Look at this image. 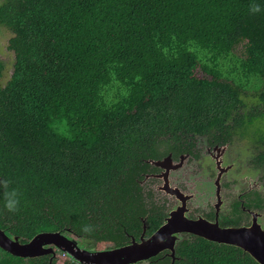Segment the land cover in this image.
<instances>
[{"label": "trees", "instance_id": "trees-1", "mask_svg": "<svg viewBox=\"0 0 264 264\" xmlns=\"http://www.w3.org/2000/svg\"><path fill=\"white\" fill-rule=\"evenodd\" d=\"M0 27L14 52L6 84L0 59V228L10 235L62 231L93 250L149 237L172 206L153 161L194 153L197 135L213 146L251 133L264 172V0H4ZM253 202L264 209L258 193ZM241 214L237 201L220 223H248ZM149 261L259 264L192 233L174 258ZM0 264L78 262L0 247Z\"/></svg>", "mask_w": 264, "mask_h": 264}, {"label": "water", "instance_id": "water-1", "mask_svg": "<svg viewBox=\"0 0 264 264\" xmlns=\"http://www.w3.org/2000/svg\"><path fill=\"white\" fill-rule=\"evenodd\" d=\"M183 157L182 155L181 158ZM167 162H171V156L153 161L165 169L159 175L165 179L161 188L168 194L176 196L182 205L171 209L164 223L149 237H145L143 233L140 240L133 238L126 245L93 250L84 247L75 236L62 231L40 232L23 242L19 236L10 235L0 228V247L20 257L55 254L57 248L81 264H133L149 260L165 250H169L174 258L177 242L182 239L180 234L192 233L214 242L237 246L249 253L259 264H264V226L260 214L252 212L251 224L242 226H223L219 218L209 220L204 216L197 218L188 216L189 197L179 188H171L168 184L170 166Z\"/></svg>", "mask_w": 264, "mask_h": 264}, {"label": "rangeland", "instance_id": "rangeland-1", "mask_svg": "<svg viewBox=\"0 0 264 264\" xmlns=\"http://www.w3.org/2000/svg\"><path fill=\"white\" fill-rule=\"evenodd\" d=\"M3 1L4 0H0V4ZM11 36L12 32L6 31L4 28L0 27V59H2L6 64L2 78L3 84H6L13 71L12 64L14 63V52L8 49V43ZM197 74L199 76L203 75L200 69L197 70ZM251 93H253V91ZM256 101V98L251 95V98H249V104L251 107L256 103ZM242 143L243 141L241 138L236 139L234 144H232V148L230 149L231 156L224 159L222 157L221 159L218 155H215V161H213L211 157H209V153L205 152L200 159L195 160V158L192 156L190 158L184 156L178 162L174 161L168 163L169 165L171 164L168 174V184L171 188H179L181 192L186 193L189 197L187 200L188 216L192 218L203 216H194L192 213L193 209H195L194 207L199 206V211H206L208 207H205V205L214 203L215 201V207L219 206L223 209L228 208V202L225 195L228 193L230 195H236L243 192V190H245V188L248 186L245 183V178L249 183H252L253 186L259 185L258 171L255 170L254 167L246 168L247 160L253 158L258 151L255 152L253 149L255 147H253L250 149V154H244L245 152L241 153L242 159H240V156H238V151L242 150ZM202 147L205 151L206 145ZM245 151H248V148H246ZM219 152L222 153L220 150ZM239 160L242 163V170H238L237 168ZM159 175H156V177L159 178L160 183L156 186H158L157 188L161 190L163 194L167 195L170 200H172V206L170 210L177 205H182L181 201L176 196L168 194L166 190L161 188L162 185H164L165 179L164 176ZM182 180H185L190 185L189 190H182L180 187ZM225 182L228 185L225 184ZM258 187H261V184ZM261 222L264 226L263 216L261 217ZM180 236L183 237V233H181ZM56 252L57 251H55V253ZM58 253H60V256L65 257L64 251L59 249ZM133 264H149V260H143Z\"/></svg>", "mask_w": 264, "mask_h": 264}, {"label": "flooded vegetation", "instance_id": "flooded-vegetation-1", "mask_svg": "<svg viewBox=\"0 0 264 264\" xmlns=\"http://www.w3.org/2000/svg\"><path fill=\"white\" fill-rule=\"evenodd\" d=\"M238 138H241V140L243 141V143H242V150L243 151L242 150L238 151V156H240V159H242L241 153L245 152L244 154H246V153L250 154V149L253 148V147H255V148H253L255 150V152L258 151V147L254 146V141L252 139L251 133H247L244 136L237 134V135L234 136L233 142L222 144V145L216 144V145H213V146H211L208 143V140H207V138L205 136L197 135L196 140H195V148L193 149L194 153L181 154L178 159H175L171 155H169V156H171V159H172L171 162H174V161L178 162L179 160H181V156L182 155L183 156H187V158H190L192 156L196 160V159H200L201 156H203V154L205 152H208L209 153L208 154L209 157H211V159L213 161H215V155H218L219 158L222 157L224 159V158H227V157L231 156L230 149L232 148V144H234V142ZM205 139H206V141H205ZM204 145H206V150L205 151L203 150V147H202ZM246 148H248V151H245ZM219 150L222 151V153H220ZM255 156L253 158L247 160L246 168H249V167L253 168L254 167L255 170L258 171V181H259V185L258 186H260V184H261V187L253 186L252 183H249L248 180L245 178V183L248 186L245 188V190H243V192H241L239 194H236V195L235 194L234 195L233 194L230 195L229 193L225 195V197L227 199V202H228V208L223 209V208H221L219 206L215 207V202H216L215 201L214 203H210V204H206L205 205V207H208V209L206 211H202L201 212L198 209L199 206H195L194 207L195 209H193V211H192L193 215L196 216V217L198 215H203L204 217H206L209 220H215L216 218H219V221H220L221 217L223 216V214L225 215V214H227V211H229V212L232 211L233 206L237 205V201H239L240 208H241V211H242V214H241L242 215V220L243 221L248 220V223L243 222L240 225H230V226L250 225L251 221H252V212H257V213H259L261 215V217L263 216V218H264V209H259V208L256 209V208L252 207L253 203H254L253 199H254V197L256 196L257 193L264 200V172L262 171V168L259 165V160L257 158L255 159ZM167 164H168V162H167ZM170 165L168 164V166H170ZM237 165H238L237 166L238 170H242L243 169L242 168V163H241L240 160H239ZM163 170H165V169H162L160 167V171L158 173L152 174V175L153 176L159 175L160 173H162ZM152 175H147V177H150ZM162 182H163V180H162ZM225 184H227V183L225 182ZM180 187L182 188V190L183 189H188V190L190 189V185L185 180H182V184H181ZM226 187H225V189H226ZM246 203H248L250 206H247ZM211 213H213V218H208L207 216H205V214H211ZM261 217H260V220H261ZM24 242H26V241H24ZM58 250L59 249L55 248V251H57V252L55 254H53V257L54 256H56V257L60 256V253H58ZM64 254H66V253L64 252ZM78 264H81V263L78 262Z\"/></svg>", "mask_w": 264, "mask_h": 264}]
</instances>
